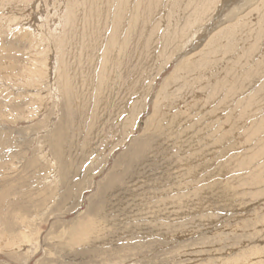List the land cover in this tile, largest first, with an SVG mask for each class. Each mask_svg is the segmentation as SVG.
<instances>
[{
	"label": "rangeland",
	"instance_id": "1",
	"mask_svg": "<svg viewBox=\"0 0 264 264\" xmlns=\"http://www.w3.org/2000/svg\"><path fill=\"white\" fill-rule=\"evenodd\" d=\"M104 1L0 0V264H264V0Z\"/></svg>",
	"mask_w": 264,
	"mask_h": 264
},
{
	"label": "bare ground",
	"instance_id": "2",
	"mask_svg": "<svg viewBox=\"0 0 264 264\" xmlns=\"http://www.w3.org/2000/svg\"><path fill=\"white\" fill-rule=\"evenodd\" d=\"M105 1H106V0H105ZM105 1H104V2H105ZM138 1H140V3L143 2L142 0H138ZM65 2H66V1H65ZM146 2H147V1H146ZM18 3H19V2H18ZM112 3H113V2H112ZM81 4H82V3H81ZM108 4H109V3H108ZM135 4H136V3H134V5H135ZM137 4H138V3H137ZM144 4H145V3L143 2V6H144ZM112 5H113V4H112ZM122 5H123V4H122ZM122 5H121V6H122ZM134 5L131 4V7L134 6ZM138 5H141V4H138ZM148 5H149V4H148ZM160 5H161V4H160ZM50 6H51V5H50ZM94 6H95V5H94ZM86 7H87V6H86ZM91 7H92V6H91ZM91 7H90V8H91ZM96 7H97V4H96ZM112 7H113V6H112ZM112 7H111V8H112ZM127 7H128V6H127ZM131 7H130V8H131ZM134 7H135V6H134ZM134 7H133V8H134ZM141 7H142V6H141ZM145 7H146V6H145ZM160 7H161V6H160ZM87 8H89V7H87ZM111 8H110V10H111ZM115 8H116V7H114V9H115ZM118 8H120V7H118ZM118 8H117V9H118ZM121 8H122V7H121ZM139 8H140V7H139ZM139 8H138V11H139ZM148 8H149V7H148ZM156 8H157V7H156ZM71 9H72V7H71ZM71 9H70V10H71ZM93 9H95V8H93ZM93 9H92V11H93ZM135 9H136V8H135ZM142 9H143V7H142ZM24 10H25V9H24ZM90 10H91V9H90ZM96 10H97V8H96ZM96 10H95V11H96ZM119 10H120V9H119ZM130 10H131V9H130ZM145 10H146V9H145ZM147 10H148V9H147ZM157 10H158V9H157ZM67 11H68V10H67ZM92 11H91V12H92ZM100 11H103V10L101 9ZM113 11H114V10H113ZM136 11H137V10H136ZM86 12H87V11H86ZM93 12H94V11H93ZM114 12H115V11H114ZM130 12H131V11H129L128 13H130ZM139 12L141 13V17L139 18L138 22H137V23H134V24H138V23H140L139 21L141 20V18H142V21H143V19H144V17L142 16V12H141V11H139ZM139 12H138V13H139ZM68 13H70V15L72 14L71 11L68 12ZM101 13H102V12H101ZM117 13H118V12H117ZM133 13H134V12H133ZM144 13H146V11H145ZM149 13H151V12H149ZM152 13H153V12H152ZM98 14H99V12H98ZM104 14H105V13H104ZM104 14H103V15H104ZM115 14H116V13H115ZM124 14H125V13H124ZM70 15H69V16H70ZM84 15H85V14H84ZM93 15H94V14H93ZM100 15H101V14H100ZM135 15H136V13H135ZM154 15H156V14H153V16H154ZM65 16H66V15H65ZM65 16H64L63 18H65ZM97 16H98V15H97ZM119 16H120V15H119ZM122 16H123V15H122ZM124 16H125V15H124ZM127 16H128V14H127ZM132 16L134 17V15H132ZM148 16H149V15H148ZM55 17H56V16H55ZM70 17H71V16H70ZM91 17H92V15H91ZM129 17H130V16H129ZM133 17H131V18H133ZM72 18H73V15H72ZM74 18H75V17H74ZM78 18H80V17L78 16ZM78 18H77V19H78ZM82 18H84V17H82ZM87 18H88V17H87ZM99 18L102 19L101 17H99ZM131 18H129V19L131 20ZM134 18H135V17H134ZM136 18H137V16H136ZM156 18H157V17H156ZM75 19H76V18H75ZM93 19H94V17H93ZM105 19H106V18H105ZM129 19H128V22H129ZM145 19H146V18H145ZM172 19H173V18H172ZM79 20L81 21V18H80ZM149 20H150V19H149ZM63 21H64V20H63ZM74 21H75V20H74ZM84 21H85V19H84ZM84 21H83V23H84ZM111 21H112V20H111ZM113 21H114V20H113ZM147 21H148V20H147ZM152 21H153V20H152ZM154 21H155V20H154ZM154 21H153V23H154ZM58 22H59V21H58ZM67 22H69V21H66L65 23H67ZM77 22H79V21H77ZM77 22H76V24H77ZM92 22H93V21H92ZM99 22H100V21H99ZM106 22H107V21H106ZM115 22H116V21H115ZM124 22L127 23V21H126L125 19H124ZM133 22H134V21H133ZM144 22H145V20H144ZM144 22H142V23H144ZM188 22H189V21H188ZM59 23H61V22H59ZM69 23H70V22H69ZM85 23H86V22H85ZM85 23H84V24H85ZM120 23H121V22H120ZM120 23H118L117 26L121 29V31H119L117 27H116L114 30L112 29L113 32H114V33L112 34V37L117 36V41L120 42L121 45H120V44H119V45L121 46V49H122V50H121L120 53L118 52L119 54L116 52L117 54H115V55H114V54H111V55L109 54V55H110L111 58H112V57H116V58H118V59L120 58V60L122 61V64H123V63L125 64V65H123V66H126V67H127V65H128V67H131V66H132V60H133V58H132V60H131V59H130V56H128V55L130 54V53H129L130 51L133 52V50H130L129 48H131V45H133V44H132V43H133V37H134V30H133V29L135 28V26H134V25H131V24L129 25V23H127V24L122 23L123 26L121 27V26H119ZM53 24H54V23H53ZM72 24H73V23H72ZM78 24H79V23H78ZM80 24H81V22H80ZM91 24H92V23H91ZM91 24H90V25H91ZM94 24H95V23H94ZM109 24H110V23H109ZM116 24H117V23H116ZM140 24H141V23H140ZM20 25H21V24H20ZM66 25H67V24H66ZM70 25H71V24H70ZM101 25H102V24H101ZM145 25H147V24H145ZM149 25H150V24H149ZM64 26H65V24H64ZM68 26H69V25H68ZM73 26H74V25H73ZM78 26H79V27H76V29L80 28V25H78ZM84 26H85V25H84ZM94 26H96V25H94ZM112 26H114V25H112ZM56 27H57V26H56ZM66 27H67V26H66ZM91 27H92V26H91ZM143 27H144V25H143ZM143 27H141V28H137V27H136V28L139 29V31H140V29H142ZM146 27H149V26H146ZM191 27H192V26H191ZM82 28H83V27H82ZM88 28H89V27H88ZM99 28H100V27H99ZM102 28H103V27H102ZM109 28H110V30H111L112 27L109 26ZM55 29H56V28H55ZM91 29H92V28H91ZM100 29H101V28H100ZM137 29H136V30H137ZM153 29H154V28H153ZM72 30H73V29H72ZM80 30H82V29L80 28ZM86 30H87V29H86ZM86 30H85V31H86ZM106 30L108 31L109 29L106 28ZM136 30H135V31H136ZM145 30H146V29H144L143 31H145ZM46 31H47V30H46ZM91 31H92V30H91ZM93 31L95 32L96 35L99 36V33H98L99 30L97 31V30L95 29V27H94V28H93ZM100 31H101V30H100ZM141 31H142V30H141ZM143 31H142V32H143ZM33 32H34V31H33ZM65 32H66V31H65ZM71 32H72V31H71ZM74 32H75V31H74ZM76 32H77V31H76ZM80 33H81V32H80ZM83 33H84V32H83ZM87 33H88V32H87ZM87 33H86V34H87ZM100 33H101V32H100ZM137 33H138V32H137ZM147 33H148V32H147ZM147 33H146V35H147ZM60 34H61V33H60ZM60 34H59V35H60ZM69 34H70V33H69ZM78 34H79V33H78ZM95 34H94L93 36H95ZM138 34H139V33H138ZM151 34H152V32H151ZM65 35H66V34H65ZM73 35H75V33H74ZM79 35L81 36V34H79ZM91 35H92V34H91ZM136 35H137V34H136ZM136 35H135V36H136ZM143 35H144V34H143ZM154 35H155V33H154ZM102 36H103V34H102ZM155 36H156V35H155ZM66 37H67V36H66ZM74 37H75V36H74ZM84 37H86V36H84ZM103 37H104V36H103ZM138 37H139V35H138ZM143 37H144V36H143ZM143 37H142V39H143ZM151 37H152V35H151ZM190 37H191V36H190ZM190 37H189V38H190ZM69 38H70V36H69ZM89 38H90V37H89ZM99 38H100V36H99ZM110 38H111V37H110ZM110 38H109V39H110ZM148 38H149V37L147 36V39H148ZM64 39H66L65 36H64ZM74 39H75V38H74ZM149 39H151V38H149ZM160 39H161V38H160ZM61 40H63V39H61ZM61 40H60V41H61ZM69 40H70V39H69ZM78 40H81V39L78 38ZM84 40H85V39H84ZM84 40H83V41H84ZM89 40H91V41L85 43V42L87 41V40H86V41H84L85 44H83L84 47H85V49H84V51H85V55H90L91 52H89V51H94V48H95V47H93L92 45H93L94 41H97L96 38H94V40H93L92 38L89 39ZM112 40H113V39H112ZM115 40H116V39H115ZM115 40H113L112 43H113ZM156 40H157V39H156ZM66 41H67V40H66ZM71 41H72V40H71ZM81 41H82V40H81ZM92 41H93V42H92ZM106 41H108V40H106ZM117 41H116V42H117ZM134 41H135V40H134ZM154 41H155V39H154ZM157 41H158V40H157ZM47 42H48V41H47ZM78 42H80V41H77V43H78ZM119 42H117V43H119ZM139 42H140V41H139ZM144 42H145L144 44H147L146 41H144ZM151 42H153V41H151ZM166 42H168V41H166ZM182 42H183V41H182ZM188 42H189V41H188ZM65 43H66V42H65ZM74 43H75V41H74ZM74 43H73V45H74ZM100 43H102V42H100ZM108 43H110V42H108ZM142 43H143V41H142ZM186 43H187V42H186ZM95 44H96V43H95ZM95 44H94V45H95ZM105 44H107V43L105 42ZM105 44H104V47H105ZM114 44H115V43H114ZM155 44H156V43H155ZM157 44H158V43H157ZM157 44H156V45H157ZM64 45H65V44H64ZM81 45H82V44H81ZM140 45H141V43H140ZM148 45H149V44H148ZM76 46H78V44H76ZM76 46H75V47H76ZM79 46H80V44H79ZM106 46L109 47L108 44H107ZM59 47H60V46H59ZM100 47H101V45H100ZM110 47H111V46H110ZM112 47H113V46H112ZM116 47H117V46H116ZM144 47H146V46H144ZM144 47H143V48H144ZM149 47H150V46H149ZM151 47H152V46H151ZM60 48H61V47H60ZM66 48H67V47H66ZM70 48H71V47H70ZM70 48H69V49H70ZM82 48H83V47H82ZM132 48H133V46H132ZM143 48H142V49H143ZM44 49H45V48H44ZM61 49H62V48H61ZM74 49H75V48H74ZM80 49H81V48H80ZM96 49H97V47H96ZM96 49H95V50H96ZM106 49H107V48H106ZM115 49L117 50V48H115ZM146 49H147V48H146ZM148 49H149V48H148ZM148 49H147V50H148ZM158 49H159V48H158ZM76 50H78V49H75V51H76ZM82 50H83V49H82ZM70 51L73 52V50H70ZM142 51H143V50H142ZM47 52H48V51H47ZM111 52H112V51H111ZM73 53H74V52H73ZM79 54H80V52H79ZM82 54H83V52H82ZM82 54H81V55H82ZM105 54H106V53H105ZM131 54H132V53H131ZM142 54H143V53H142ZM75 55H76V54H75ZM92 55H93V54H92ZM92 55H91V56H92ZM106 55H107V54H106ZM134 55H136V53H135ZM144 55H145V54H144ZM67 56H68V55H67ZM131 56H132V55H131ZM77 57H78V56H77ZM136 57H138V56H136ZM71 58H72V57H71ZM105 58H106V57H105ZM111 58H110V59H111ZM140 58H141V57H140ZM110 59H108V60H110ZM68 60H69V59H68ZM105 60H106V59H105ZM113 60H114V59H113ZM143 60H144V59H143ZM190 60H191V59H190ZM56 61H57V60H56ZM94 61H95V60H94ZM71 62H72V61H71ZM86 62H87V61H86ZM92 62H93V61H92ZM112 62H113V61H112ZM112 62H111V63H112ZM54 63H55V61H54ZM63 63H64V62H63ZM66 63H67V61H66ZM117 63H118V62H117ZM52 64H53V63H52ZM71 64H72V63H71ZM76 64H77V63H76ZM104 64H105V62H104ZM106 64H107V61H106ZM109 64H110V63H109ZM109 64H108V65H109ZM122 64H121V66H122ZM92 65H93V64H92ZM95 65H96V64H95ZM112 65H113V64H112ZM116 65H117V64H116ZM116 65H114V67H115ZM57 67H58V66H57ZM67 67H68V66H67ZM94 67H95V66H94ZM106 67H107V66H106ZM109 67H110V66H108V69H109ZM112 67H113V66H112ZM126 67H125V68H126ZM44 68H46V67H43L42 69L47 71V69H44ZM83 68H85V67H83ZM37 69H38V68H37ZM48 69H49V67H48ZM68 69H69V68H68ZM97 69H98V68H97ZM100 69H101V66H100ZM102 69H103V68H102ZM114 69H115V68H114ZM120 69H122V68H120ZM120 69H119V70H120ZM38 70H39V69H38ZM38 70H35V69H34V71H31V70H29V71H31V74H32L33 72L38 71ZM43 70L41 71V68H40L39 71H41V73H42ZM110 70H111V69H110ZM110 70H108V71H110ZM115 70H116V69H115ZM117 70H118V69H117ZM128 70H129V69H128ZM46 71L43 72L42 75H43L44 73H47V72H48V71H47V72H46ZM91 71H92V70H91ZM50 72H51V71H50ZM113 72H114V70L112 71V75H113ZM37 73H39V75H40V72H37ZM94 73H97V72H94ZM116 73H117V72H116ZM74 74H75V73H74ZM74 74H73V76H74ZM90 74H91V73H90ZM100 74H101V71H100ZM114 74H115V73H114ZM61 75H62V74H61ZM78 75H79V74H78ZM78 75H77V76H78ZM110 75H111V73H110ZM110 75H109L108 72H107V73H103V76H102V78H101V84L107 86L108 88H109L110 85H112L113 83H116V82H114V81H113L112 84H111V82H109V81H110V78L112 77V76L110 77ZM31 76H34V75L32 74ZM35 76H36V75H35ZM45 76H46L47 78L49 77V75H48V76L45 75ZM50 76H51V75H50ZM26 77H27V76H26ZM26 77H25V78H26ZM37 77H39V76H37ZM93 77H94V76H93ZM96 77H97V76H96ZM115 77H116V76H115ZM115 77L113 76V78H115ZM29 78H30V76H28L27 79H29ZM39 78H40V77H39ZM87 78H88V77H87ZM87 78H86V82H87ZM94 78H95V77H94ZM32 79H33V78H32ZM43 79H44V76H43ZM43 79H42V80H43ZM78 79H79V76H78ZM78 79H77V80H78ZM92 79H93V78H92ZM48 80H49V79H48ZM72 80H73V79H72ZM111 80H112V79H111ZM30 81H32V80H30ZM33 81H34V80H33ZM39 81H40V80H39ZM68 81H69V80H68ZM68 81H67V83H68ZM115 81H116V80H115ZM34 82H35V81H34ZM41 82H42V81H41ZM79 82H80V81H79ZM98 82H99V81H98ZM32 83H33V82H32ZM77 83H78V81H77ZM84 83H85V82H84ZM238 83H239V82H238ZM36 84H37V83H36ZM45 84H46V83H45ZM47 84H48V83H47ZM69 85H70V84H69ZM83 85H84V84H83ZM86 85H87V84H86ZM89 85H90V84H89ZM114 85H115V84H114ZM94 86H95V84H94ZM100 86H101V85H100ZM85 87H86V86H85ZM85 87H84V88H85ZM89 87H90V86H89ZM92 87H93V85H92ZM101 87H102V86H101ZM102 88H103V87H102ZM68 90H69V89H68ZM93 90H95V89L93 88ZM97 90H98V89H97ZM137 90H138V89H137ZM245 90H246V89H245ZM104 91H105V90H104ZM109 91H110V90H109ZM101 93H103V91H102V92L100 91V95H101ZM92 95H93V94H92ZM100 95H99V97H101L103 94H102L101 96H100ZM104 95H105V93H104ZM108 95H109V94H108ZM71 97H72V96H71ZM251 97H253V94H252ZM253 98H254V97H253ZM92 99H94V98H92ZM99 99H100V98H99ZM226 99H227V97H226ZM226 99H225V100H226ZM254 99H255V98H254ZM112 101H113V100H112ZM189 101H190V100H189ZM192 101H193V100H192ZM214 101H215V100H214ZM248 101H249V100H248ZM252 101H253V100H252ZM96 102H97V101H96ZM116 102H117V101H116ZM116 102H115V103H116ZM99 103H100V102H99ZM104 103H105V102H104ZM112 103H113V102H112ZM118 104H119V103H118ZM233 104H234V103H233ZM237 104H238V103H237ZM100 105H101V104H100ZM190 105H191V104H190ZM242 105H243V104H242ZM212 106H213V105H212ZM99 107H100V106H99ZM101 107H102V106H101ZM233 107H234V106H233ZM240 107H241V106H240ZM112 108H113V107H112ZM198 108H199V107H198ZM91 109H92V108H91ZM97 110H98V108H97ZM198 110H199V109H198ZM249 111H250V110H249ZM254 112H255V111H254ZM239 113H241V112L239 111ZM251 114H252V113H251ZM252 116H253V115H252ZM224 117H225V116H224ZM240 117H241V116H240ZM253 118H254V117H253ZM253 118H251V119H253ZM263 118H264V117H263ZM259 120H260V119H259ZM259 120H258V122H262V121H259ZM258 124H259V123H258ZM262 124H264V123H262ZM259 127H260V125H259ZM261 128H262V127H261ZM261 131H262V130H261ZM188 133H189V132H188ZM216 135H217V134H216ZM225 135H226V134H225ZM205 136H206V135H205ZM214 136H215V135H214ZM219 136H220V135H219ZM216 137H217V136H216ZM217 140H218V139H217ZM232 140H233V139H232ZM207 141H208V140H207ZM218 141H219V140H218ZM207 162H208V159H207ZM207 162H205V163L207 164ZM211 164H212V163H211ZM207 165H209V164H207ZM220 165H221V164H220ZM209 166H210V165H209ZM221 168H222V166H221ZM197 169H198V168H197ZM254 172H255V171H254ZM158 196H159V195H158ZM182 200H183V198H182L181 200L179 199V201H182ZM173 202L176 203L175 200H174ZM184 202H185V201H184ZM176 204H178V203H176ZM176 204H175V205H176ZM179 204H182V203H179ZM162 205H163V204H162ZM165 205H166V204H165ZM182 205H184V204H182ZM182 205H181V207H182ZM173 206H174V205H173ZM159 208H160V207H159ZM183 208H184V207H183ZM161 209H162V208H161ZM161 209H159V210H161ZM82 234H85V232L82 233ZM245 259H246V258H245ZM242 261H243V260H242ZM244 263H245V262H244Z\"/></svg>",
	"mask_w": 264,
	"mask_h": 264
}]
</instances>
